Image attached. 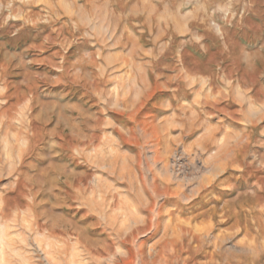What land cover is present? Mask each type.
<instances>
[{
    "label": "rangeland",
    "instance_id": "rangeland-1",
    "mask_svg": "<svg viewBox=\"0 0 264 264\" xmlns=\"http://www.w3.org/2000/svg\"><path fill=\"white\" fill-rule=\"evenodd\" d=\"M159 2L0 0V264H264V0Z\"/></svg>",
    "mask_w": 264,
    "mask_h": 264
},
{
    "label": "crops",
    "instance_id": "crops-1",
    "mask_svg": "<svg viewBox=\"0 0 264 264\" xmlns=\"http://www.w3.org/2000/svg\"><path fill=\"white\" fill-rule=\"evenodd\" d=\"M161 3H165V5L166 4H168V0H162V2H159V4H161ZM159 4H157L156 3V5L158 6ZM163 5V4H162ZM156 6V7H157ZM161 7V6H160ZM181 7H179V9H178V13L179 14H185L186 12H187V15L192 11V9H194V6H191V9L190 10H188V11H185V13L184 12H182L181 10ZM174 22H173V26H172V24H171V26H172V29H173V31H175L179 26H178V23H180V20L178 19V18H174ZM176 22V23H175ZM158 25H159V27H160V29L161 30H159V31H157V36L156 37H159V35H160V33L162 34V33H164L165 32V28L168 26V24H167V22L165 23L162 19H160V20H158ZM180 37V36H179ZM182 37V36H181ZM159 39H162V37L161 38H159ZM235 40H233V42L236 44L237 42H239L240 43V39H239V37L237 36H235V38H234ZM170 40V37L169 38H166V39H164V41L168 44V41ZM183 40V39H182ZM241 44V43H240ZM244 47L243 48H245L246 47V45H243ZM189 47L192 49V50H194L195 52H196V55H194V54H190L189 52H187L186 50V52L183 50V49H180V52H182V53H185V56H187V58H188V60L189 61H198L197 63H203V64H205V65H207L208 66V68L209 69H211V70H213L214 71V69L216 70L217 69V67H216V65L215 64H217L216 62L215 63H212L211 61H210V54H212L213 52H216L217 51V49H218V47L217 46H215L214 45V43H212L211 41H209L208 39H206V38H202V40L200 41V42H198V43H196V44H194V43H189ZM185 49V48H184ZM166 55H164V53L162 54V56H158L156 59H155V61H157V59H164V57H165ZM166 60V59H165ZM151 61H152V59H151ZM159 61V60H158ZM153 62V61H152ZM166 62H167V60H166ZM165 69V68H164ZM161 71H163V68H161L160 69ZM168 70V69H167ZM167 70H164L163 72L165 73V75L168 77V71ZM178 94H180V95H178ZM182 94V95H181ZM182 98H183V92H181L180 91V93L178 92V90H172V92H166V93H164L163 94V96L162 97H160V95H159V97L157 98V99H155V101H154V103H155V105L157 106V112L156 113H158V112H164V113H166L165 115H160V116H158V115H154V116H157V117H159V118H162V116H165L167 119H168V111L170 110V109H172L173 108V106H176V105H178V103L176 102V100L179 102V103H181V102H183V101H181L182 100ZM160 101H163V104H164V108H162L161 107V105L162 104H160L161 102ZM177 103V104H176ZM174 104V105H173ZM172 107V108H171ZM171 115V114H170Z\"/></svg>",
    "mask_w": 264,
    "mask_h": 264
}]
</instances>
